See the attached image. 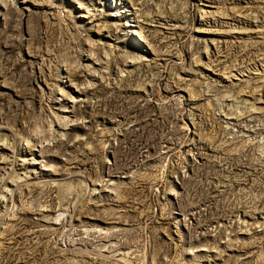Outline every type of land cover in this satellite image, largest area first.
<instances>
[{"label": "rangeland", "instance_id": "374dc122", "mask_svg": "<svg viewBox=\"0 0 264 264\" xmlns=\"http://www.w3.org/2000/svg\"><path fill=\"white\" fill-rule=\"evenodd\" d=\"M0 264H264V0H0Z\"/></svg>", "mask_w": 264, "mask_h": 264}]
</instances>
